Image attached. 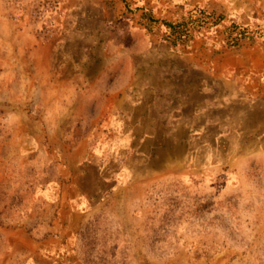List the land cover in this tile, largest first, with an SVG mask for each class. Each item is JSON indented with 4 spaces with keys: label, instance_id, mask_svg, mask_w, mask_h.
I'll use <instances>...</instances> for the list:
<instances>
[{
    "label": "rangeland",
    "instance_id": "rangeland-1",
    "mask_svg": "<svg viewBox=\"0 0 264 264\" xmlns=\"http://www.w3.org/2000/svg\"><path fill=\"white\" fill-rule=\"evenodd\" d=\"M200 10L264 32V0H0V264H264L253 45L141 17Z\"/></svg>",
    "mask_w": 264,
    "mask_h": 264
},
{
    "label": "trees",
    "instance_id": "trees-1",
    "mask_svg": "<svg viewBox=\"0 0 264 264\" xmlns=\"http://www.w3.org/2000/svg\"><path fill=\"white\" fill-rule=\"evenodd\" d=\"M145 24L152 31L154 28H163V40L173 46L189 43L195 33L211 27L224 29V43L228 49H236L243 44H255L264 37V32L253 29L247 24L230 19L226 14L200 10L195 13L183 15L176 21L157 19L146 11L141 15Z\"/></svg>",
    "mask_w": 264,
    "mask_h": 264
},
{
    "label": "crops",
    "instance_id": "crops-1",
    "mask_svg": "<svg viewBox=\"0 0 264 264\" xmlns=\"http://www.w3.org/2000/svg\"><path fill=\"white\" fill-rule=\"evenodd\" d=\"M245 46L246 44H243L236 49L242 51ZM245 57L244 59H246ZM246 66L253 73L250 83L244 81L243 72L239 71L230 88L239 101L238 107L242 114L247 116L253 114L258 108L264 112V41L256 42L253 47L248 49V59L241 63V69L246 68Z\"/></svg>",
    "mask_w": 264,
    "mask_h": 264
}]
</instances>
